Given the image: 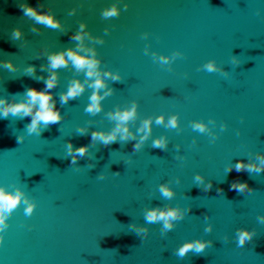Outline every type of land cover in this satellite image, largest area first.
I'll list each match as a JSON object with an SVG mask.
<instances>
[{
    "label": "water",
    "instance_id": "95a60500",
    "mask_svg": "<svg viewBox=\"0 0 264 264\" xmlns=\"http://www.w3.org/2000/svg\"><path fill=\"white\" fill-rule=\"evenodd\" d=\"M23 3L54 16L60 28L26 17ZM113 4L120 8L119 17L103 19L102 11ZM74 8L76 14L70 16ZM80 23L86 24L87 35L77 42L70 37ZM17 28L21 35L13 39ZM77 43L81 54L96 52L102 73L118 72L122 81H105L115 91L95 116L84 111L90 88L61 104L70 81L85 80L69 61L67 68L55 70L58 86L51 90L63 117L59 124L40 136L29 135L31 117H0V187L19 189L37 205L30 217L23 204L9 217V228L0 233V264H264V224L257 219L264 217V171L234 170L241 160L264 169L258 159L264 157V0H0V98L20 102L28 88L44 90V82L27 76L26 69L35 66L36 76L47 78L52 71L48 56L78 50ZM177 51L183 55L172 71L151 56ZM233 56L239 66L232 63ZM212 60L228 75L200 70ZM5 61L16 71L7 70ZM133 101L139 104L133 132L153 117L152 136L139 152H133L135 141L108 147L91 142L92 131L115 126L106 113ZM176 114L182 131L155 124L156 116L165 115L167 122ZM193 121L204 122L206 132L193 130ZM78 128L88 134L79 135ZM19 136L24 137L20 143ZM160 137L169 141L166 151L152 147ZM212 137H218L215 143ZM68 142L74 148L89 145L75 165L67 156ZM229 167L233 171L227 173ZM197 174L205 184L212 183L210 191L197 186ZM236 180L254 191L231 190ZM160 184L172 189L173 199L162 196ZM157 207H180L186 215L170 221L174 229L162 235V222L149 224L144 218ZM130 225L148 228V238L137 236ZM208 225L211 233L205 232ZM237 229L256 235L238 247ZM196 239L213 244L200 254L175 255Z\"/></svg>",
    "mask_w": 264,
    "mask_h": 264
},
{
    "label": "clouds",
    "instance_id": "9594fccd",
    "mask_svg": "<svg viewBox=\"0 0 264 264\" xmlns=\"http://www.w3.org/2000/svg\"><path fill=\"white\" fill-rule=\"evenodd\" d=\"M39 8H43V4L39 5ZM21 11L24 15L30 19H33L36 23L45 25L46 27L52 29L60 28V24L58 20L54 16L44 15L38 11L36 7L29 6L27 3H23L20 5ZM128 5H124V10L127 11ZM76 9H72L69 12V15H75ZM120 8L113 4L111 7L106 8L102 11L101 16L103 19L119 17ZM86 24H79V31L73 34L70 39L82 42L84 36L87 33H84V28ZM33 32H37V29H31ZM109 29H105V34H108ZM21 35V30L19 28L14 29L12 32L13 39H19ZM147 36V33L144 34ZM98 44H103V39H96L95 41ZM76 48L67 49L66 51L55 52L48 56V67L52 69V71L48 74L47 78L44 76H36V68L35 66H29L25 73L27 76L32 77L38 81H43L46 87L44 90H37L36 88H28L26 92L23 94L25 99L17 102L12 100L9 102L7 98H0V105H3V111L0 112V117L7 119L10 115L13 117H17L19 119H24L25 117H31V122L26 125V130L29 135L36 134L38 136L47 129L50 125L59 124L63 117L60 114V111L56 107V102L53 99L52 89L58 86V73L55 71L60 68H67L69 65V61L71 62L72 67H74L78 72H82L85 74L84 83H81L79 79H73L70 81L68 89L66 92L60 95L61 104L66 105L69 100H75L80 97L85 91L86 87L92 89V94L89 97L90 103L84 109L86 113H89L93 116L101 113L103 111L102 101L114 94V89L108 88L106 84L107 79H111L113 82H121L122 77L117 72L113 74L112 71L101 72L99 70L100 60L96 59V52L91 51V55L81 54L82 47L81 43H77ZM145 55L149 54V49L146 47L144 49ZM183 54L181 52H174L171 56L166 55H158L157 53H151L154 62L159 63L161 66L167 65L168 71H172L171 65L173 62L180 58ZM233 64L239 66L238 59L233 56L232 60ZM7 70L11 72L16 71L15 65L11 61H5L3 65ZM200 70H207L209 73L218 72L224 76H227L228 73L222 71L221 67H218L215 60L209 61L208 63L202 66ZM41 71H46L44 66H41ZM103 90V95L101 92ZM139 104L137 101H133L131 106L128 108H124L121 110L119 107L116 108L115 111H110L106 113L107 118L110 121L115 122V126L111 131H92L91 132V142H99L103 144L105 147L119 141V142H130L135 141L133 145V152H139L145 145V142L150 139L153 132V117H148L143 119L140 123L139 128L133 132L131 129V125L138 119V109ZM154 121L156 125H162L167 129H180L179 124V115H172L167 118V122H165V115H159L154 117ZM213 120H210L208 124H212ZM191 127L193 130L199 131L200 133L206 132V124L204 122H195L191 123ZM227 125H221V131L226 130ZM77 133L79 135H87L88 132L85 128H78ZM239 135V133H237ZM212 142L215 143L218 137H212ZM24 140L23 136L18 137V142H22ZM168 139L167 137L156 138L152 142L153 148H158L163 151L167 150L168 147ZM67 156L71 157V164L75 165L78 162V159L84 157L89 151V145L81 146L79 148H74L71 142H68L66 145ZM177 151H179V146H177ZM177 159H183L182 157L177 156ZM260 163L264 165V157H258ZM234 170L236 172H248V173H261L264 171L261 167H258L253 164H245L243 160L236 163L234 165ZM233 171L232 167L226 169L227 173ZM103 175L99 176V179H104ZM195 181L197 182V186L203 185V190L208 192L212 189V183L209 181L205 184L204 177L200 174L195 176ZM176 183L179 184V179L176 180ZM231 190H235L238 193H252L254 189L250 188L247 182H240L239 180L233 181L231 184ZM222 189H218L219 193H222ZM159 192L162 194L164 198L169 200L173 199L174 193L172 189L169 188L167 184H160ZM21 204L25 205L24 213L26 216H31L34 213L37 205L36 203L25 196L24 192H21L19 189H15L14 191H8L5 187H0V233H4L8 228V219L12 215V213L20 206ZM189 212V209H188ZM186 212L181 211L180 207H168L161 209L159 207L152 208L145 212V220L147 223H159L162 222L161 234L165 235L169 231L174 229V226L170 221H180L185 218ZM258 221L261 224H264V217L259 216ZM130 228L133 232L136 233L137 236H142L144 240L148 238L149 229L146 227H135L130 225ZM212 226L208 225L205 229L206 233L212 232ZM256 235L255 231H249L247 229H237L236 236L238 238L237 246L243 247L247 242L251 241L253 237ZM4 244V235H0V246ZM212 241H205L201 239H196L194 241L186 242L182 246H180L175 255L179 258H184L189 252H195L197 254L203 253L206 248L212 246Z\"/></svg>",
    "mask_w": 264,
    "mask_h": 264
}]
</instances>
